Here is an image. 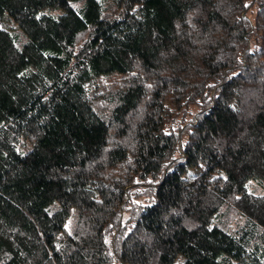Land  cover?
Wrapping results in <instances>:
<instances>
[{
    "label": "trees",
    "instance_id": "1",
    "mask_svg": "<svg viewBox=\"0 0 264 264\" xmlns=\"http://www.w3.org/2000/svg\"><path fill=\"white\" fill-rule=\"evenodd\" d=\"M251 179L264 0H0V264H264Z\"/></svg>",
    "mask_w": 264,
    "mask_h": 264
},
{
    "label": "rangeland",
    "instance_id": "2",
    "mask_svg": "<svg viewBox=\"0 0 264 264\" xmlns=\"http://www.w3.org/2000/svg\"><path fill=\"white\" fill-rule=\"evenodd\" d=\"M105 1V3H109V2H111V0H104ZM48 12H50L49 10H46L45 11V13H48ZM52 14H59L60 13V10H53L52 12H51ZM4 24L5 25H7V27H9V28H14V26H13V24L10 22V21H5L4 22ZM15 31H17L16 29H14ZM18 32V31H17ZM247 188H248V190H250V191H252V192H254L255 194H264V187L262 186V185H260L256 180H254V179H251V180H249L248 182H247ZM182 262H183V259L182 258H179L177 261H176V263L177 264H182Z\"/></svg>",
    "mask_w": 264,
    "mask_h": 264
}]
</instances>
